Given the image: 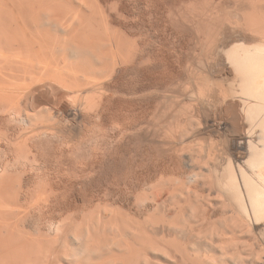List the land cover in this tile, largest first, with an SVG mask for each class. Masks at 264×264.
Returning a JSON list of instances; mask_svg holds the SVG:
<instances>
[{
    "label": "bare ground",
    "instance_id": "1",
    "mask_svg": "<svg viewBox=\"0 0 264 264\" xmlns=\"http://www.w3.org/2000/svg\"><path fill=\"white\" fill-rule=\"evenodd\" d=\"M106 1L107 0H67V4L62 3L64 5H61L60 7L63 8L65 6L64 11L62 9L63 12H60V8L56 6L57 4L55 5L47 3L46 5V0H0V48H5V50L11 49L8 50L10 51L9 53H12L10 56L16 59L14 60L11 58L12 60L10 59V61L14 60L12 63L9 61V59H4L3 56L5 55L0 56V58H3L2 60L6 61L4 63H1L2 60L0 61V152L2 157H4V160H2V157L0 159V264H264V227L259 230V233L256 231L254 232L256 229L255 226H260V223H264V44L252 49H242V45L240 47H232V49H230L227 53L229 61L236 67L238 73L241 75V90L246 99H244L246 102L244 101L245 103H243L244 113L247 115L249 122L252 121L254 123V121H257V123L252 126L251 123L248 122L252 126L250 132L245 133V136L240 137L235 141V143L233 142L234 146L238 150L243 151V157L240 158L237 164V172L229 171L230 173L226 175H219V190L217 191V196H215L219 200V204H217L218 202H216V204L213 203L214 198L213 201H211L212 199H209L211 202H205L207 197H201L204 199V202L203 199H198L200 196L197 198L196 189L199 185L208 184V186H210L212 183H214L211 182V179H209L210 175L207 176L205 175L206 173H202L203 170H199L201 173L198 172L197 174L196 172L192 177H190L189 181L187 180V183L190 184L187 187L186 182H184L186 186L182 183H179V178H174L176 180L169 178L170 180H166L167 182L165 180L163 181L162 175H166L167 170L162 169L163 171H161V168L159 167V171L162 172V175L160 174L162 179H160L159 182H154L155 184L153 185L150 184V187H152V192L149 193L150 198L148 194L144 193L145 191L142 192L145 195H148V197L146 196L147 199L149 198V203L147 201L148 204H143L141 206H138L140 204H136L137 206L135 208L128 206V203V207L119 206L122 203L118 200L116 194V185L120 184L115 183L116 180L118 181L117 178L116 180L110 178H108L107 181H104V178L101 180V177H104V175L100 176L101 172L99 173L101 170L100 167H102V161L100 162V155L97 153V151H94L95 153L90 151V153L92 152L91 155L90 153H87L89 154L88 156H92L89 157L90 159L88 157H82V159L84 158L85 161L84 159L80 160L81 157L80 159L76 158L67 160L63 157H59L60 152L58 153V150L57 153L55 152L56 149H60L58 148L59 146L64 148V143L61 141L56 143L54 141L56 138L53 140V137L59 131L58 129L65 128L67 131L70 128L69 127L66 129L68 127L66 124L69 123L67 120L81 125L84 124L86 126L85 128H87L89 125L88 122H92L95 119L101 121L106 117V115L108 117L110 114L109 112L112 110L110 104L112 102L111 99L115 97L111 95V92L113 91L112 88L114 85H117L119 82H121L123 77L126 74H129V72H132L133 75L134 73H137V77L138 75L142 77V79L140 78L141 84H138L142 85L141 90L143 91H140L145 93L144 95H147L146 89H148V87L151 88L154 86L151 85L150 87V84H147V88L144 86V84L147 82H145L146 75L148 73V70L146 69L148 68L147 64H150L147 63V61L150 62V59L153 57V55H151L152 57L150 59H148V56V58H146L145 52L147 51V47L144 45V47H146L145 51L144 47H142L143 45H139L134 39V41L130 39L132 40L131 42L129 40L131 34H134L133 32L135 27L130 29V24H126V21L129 20L132 22L135 20L133 19L131 21L130 18L127 19L128 17H125L127 15H124V12L123 15L122 13L120 14V12H116L120 14V16H117L114 9L116 10L119 8L118 6H116V8L114 7V1L111 2L112 4L109 3L111 5L107 3L111 8L114 7L113 11L109 10L111 8H107L110 12H112V14L115 13L114 15H116V17H112L110 15L111 13H109L106 9L107 4L106 6L104 4ZM117 1L115 0V2ZM133 1L135 2L137 0H132V2ZM145 1L146 0L142 2ZM167 1L169 2L168 6H170L172 1L170 2L169 0H154L153 4L157 10L162 13V11L166 9L168 4ZM178 1L180 0H177V2ZM182 1L184 2V0H181L180 2ZM187 1L193 3L191 2L192 0ZM119 2L121 3L124 1L119 0ZM177 2L174 1L175 5L179 4H176ZM94 3L98 5V8H101L96 9L94 6L97 7V5ZM153 4H151V6ZM53 5H55L56 8L53 7ZM172 6H174V4ZM172 6H170L171 9L167 7V9L169 8L168 11H175L178 6L180 8V4L176 6V8H173ZM155 7L152 8H154L156 11ZM128 8H130L131 11L132 7L130 6ZM179 8L177 9V13H179L178 11L181 10ZM120 9L122 10L123 8L120 7ZM89 10L90 12L94 11V13L99 10V17H96L95 15L96 19L99 18L97 20L99 32L95 30L97 27L93 28V25L97 24L96 20L94 21L95 24H92V28L98 33H96V35L100 36L102 34V37H95V33L91 30L90 26L88 28L90 29L88 36H83L84 34H87L85 33L86 24L84 25V21L89 19V17L88 19L85 18L90 13L89 12L86 14ZM138 10H141V8H138ZM146 10L149 11L148 7ZM150 10L152 12L153 9ZM127 12H129V10L126 11L125 14ZM159 12L158 15L160 14ZM173 12H171L172 14L170 13L172 17L167 15L169 16L167 17L168 19L171 17L175 18L176 20V17H174L173 14H176V16L178 15L176 12ZM145 13L143 11V14ZM154 14L156 15V13ZM163 14H161V17ZM149 15L151 16L152 14ZM122 16L125 18H122ZM165 16L163 15V17ZM139 17L142 19L141 16ZM152 18L150 17L149 20L152 21ZM171 18L170 22L172 21ZM179 18L180 17L178 16L177 19ZM119 19L125 20L123 22ZM136 19L139 18L136 17ZM175 20L170 23V26L174 25L173 23H175L174 26L177 27V29L172 26V30L175 29V31H177L176 33L178 34V30H180L178 28L181 26L179 22L180 19L177 20V22H174ZM163 21L166 22V20ZM136 22H138V20H136ZM152 22L154 23V21ZM155 23L158 25L157 22ZM160 23H162V21ZM136 24L141 25L139 23ZM156 24L151 25L154 28ZM151 25L148 26L151 27ZM178 25L180 26L178 27ZM141 27L143 28V26ZM157 27L159 28V26ZM30 28H34V31H32L36 33V35V31H39V35L42 33L44 34L38 39H36L33 35L29 37V34L27 33L28 29ZM102 29H104V31H100ZM155 29L157 28L155 27ZM24 30H27V33L26 38H24L25 40L22 41L21 37H17V34L20 36L21 32H25ZM136 30L137 29H135V31ZM161 30L162 29L160 28L159 32H161ZM53 31H55L54 33L56 36L58 33L65 34L67 39L59 36L53 38ZM175 31L173 32L175 33ZM171 32L170 35L173 34ZM141 33L144 32H140L139 36ZM146 34H144V36ZM149 35H151V33ZM172 36L173 35H171V37ZM23 37L24 35H22V38ZM136 37L134 36V38L138 40L139 38ZM158 38L159 37H157V39ZM174 38H176L177 41L178 38ZM159 39L161 41V38ZM27 41L30 42L29 46L26 44ZM161 42L164 44L163 41ZM25 44L27 47H25ZM147 45L149 46L150 42ZM173 45L172 50L174 47H176ZM6 47H8V49H6ZM150 47H152V44L149 46V48ZM159 48L161 51L164 50L161 49V47ZM152 50H154V48H152ZM152 52V54H154V51ZM155 53L158 52L155 51ZM174 53L175 55L173 56H177L176 52ZM149 54H151L150 51ZM6 56L8 57L9 55ZM68 57H70V59L73 58L74 62H72V59L68 60ZM164 58L162 60H165ZM173 59L174 57L171 60ZM176 60L177 59L171 61L172 64ZM160 63L163 62L161 61ZM167 64L169 65V63ZM150 65L149 67L151 68ZM153 66H155V64ZM162 66H160V68ZM174 66L173 69H175ZM168 67L169 66L165 67L164 69ZM170 67L172 66L170 65ZM157 68L155 66V69ZM178 69L179 68H177V70ZM191 69L189 68V70ZM171 71L173 70H170V72ZM158 72L159 71L156 73ZM153 73L155 72L153 71ZM166 73L167 72H165V75ZM192 73L193 71L189 74L192 75ZM160 75H162V73ZM179 75L177 74V77ZM150 76L152 75L150 74L148 76V81ZM158 76L159 74L152 79L154 81L153 83H158L160 85L161 82H163V77ZM131 77L133 76L131 75ZM137 77L135 76L134 78ZM178 78H180V76ZM143 79V83L145 82L144 84H142ZM125 80H127V78H125ZM164 80L167 79L165 78ZM177 80L176 82L180 83L179 80ZM134 81H132L133 84ZM151 81L149 83H151ZM176 82L173 80V83L171 81L172 84L168 83L171 89L167 85H164L165 83L163 82L164 88H166L165 86H167V88L163 89L162 91L164 92V90L166 91L167 89L170 91L175 90V93H172L174 95L168 94V90L165 92V94L160 91H156L157 93L160 92L163 94L162 97H164L163 99L161 98V101L163 100V102H168L170 100V103H167V105L169 104L168 106H171V102L175 100L174 97L173 100L171 99L172 96H175L176 93L180 92L179 90H177V92L175 89L177 86ZM123 83H125V81H123ZM157 85H155V87ZM159 85L157 87H159ZM172 85L174 87H171ZM178 87L179 85L177 86V89ZM138 88H140V86ZM154 88H151V90ZM197 88L201 90V88ZM135 90L137 91V89ZM89 92H93V96L91 93L89 94ZM94 92L95 95H97L96 98H94ZM150 92L153 93L152 91ZM72 93H77V95L74 94L77 97L80 96L79 98H81V100L80 104H78L80 107H82L81 110L76 109L78 106L72 108L71 106L73 105L68 106L67 103L64 102L63 98L65 96L70 97V94ZM87 93L91 96V99L93 97L92 100L89 99L90 97H88V95H86ZM150 94L149 96H152V98L149 97L148 99L147 97L148 100L153 99L154 93L151 95ZM166 94H168V97L171 96L170 99L165 97ZM200 94L201 92L199 95ZM83 96L85 99L87 96L89 100H85ZM116 96H118V94ZM178 96L179 94L177 97ZM72 97L73 95L71 98ZM77 97L76 99H78ZM129 97H126V99ZM177 97L175 96V98ZM76 99L72 101L75 102ZM178 99L180 100V97H178ZM178 99L175 100L176 103ZM153 100L155 101V99ZM173 103L175 102L173 101ZM47 105L53 106H51L52 110H54L52 112H55V115H52L53 113H51V109H43ZM163 105L166 104L163 103ZM177 107L178 105L174 108ZM167 108L172 110V115H170L173 118L175 109L173 108V112L172 106ZM177 110L176 113H179ZM161 111L163 112L164 110H160L158 113L155 111L156 119L160 120V122L159 120H156V122L159 124L161 122L165 123L166 120L169 119L166 118V120H164L165 122H163L162 119H165V117H163ZM48 115H50L49 119L46 118ZM160 115H162V119ZM164 116L167 115L165 114ZM175 116L177 117V115ZM175 116L174 118H176ZM56 117L66 120L65 122L67 123L64 125L61 124L63 121L60 122L59 120L58 122ZM172 118V122L169 121V119V122L167 123L171 122L170 124H172L173 121L175 122L174 118L173 120ZM151 119L154 120V118ZM47 120L48 122L49 120H54L55 123L52 121L51 123H54L55 126L48 123ZM153 120H148L145 126H150L149 128H151L152 123L156 124V122H150ZM136 121L138 122L139 120ZM44 122L48 123H46V126L52 125L54 127H49L51 129L57 128V132L53 130L54 132L52 131V133L54 135H52L51 132L50 134L49 131H47L48 127L44 125ZM57 122L60 123V125H56ZM148 123H151V125L148 126ZM167 123L164 125L162 124L163 127H167V125L169 126ZM90 125L92 124L90 123ZM134 125L138 126L139 124H135L134 122ZM56 126L61 127L58 128ZM143 126L144 125H142V127ZM72 127L75 128L73 125H71V129ZM155 127H158V125H154L152 128ZM137 129L139 130L138 133H140V128ZM147 129L148 128H146V132ZM152 130L154 132L155 129ZM149 131L150 130L148 129V132ZM61 132L63 131H60L58 132L59 134H57L62 135L64 133ZM151 136L153 135H150L149 137ZM91 142L93 141H90V144ZM138 142L139 141H137V143ZM154 142L156 143V140ZM154 142L152 144H155ZM71 143L69 142V144ZM145 144L148 145L147 143ZM92 145L94 146V144ZM93 146L89 147L93 148ZM118 148L119 146L117 149ZM41 150L45 151L46 153L44 156L40 154L39 157L38 153H40ZM89 150L94 149L88 148V152ZM52 151H54L55 154L51 153ZM63 152L64 151H62V154ZM83 153H85V151ZM159 155L161 156V154ZM171 162L173 163L172 160ZM175 162L180 163V161L177 162V160H175ZM192 163L190 162V165L187 163L186 167L189 169V167L192 166ZM194 163H196V161ZM183 164H176V166H174H178L177 168L182 170V168L185 167L182 166ZM196 164L200 165L202 163L198 161ZM205 165L202 164L201 166L207 168L208 164L205 163ZM196 166L198 165L190 167L189 171L191 168L197 169ZM151 167L152 165L149 168L150 170L154 168V165L152 168ZM209 167V171H211V166ZM177 168H174V170L171 171H175ZM178 170L179 169H177V171ZM184 170L185 168L182 170V174H184ZM195 171L196 170H193V172ZM193 172L190 171L189 174ZM151 173L154 175L156 172ZM179 173L181 174V172ZM173 174L172 176H174ZM143 177H145V174ZM101 181H104L105 184L107 182L103 190L100 189L102 185L101 187L99 186V184L102 183ZM151 181L152 180H150V182ZM178 183L181 186H178ZM145 187L147 186L145 185ZM140 190L141 189H139V191ZM139 195L140 196L137 195L138 198H141V194ZM193 195L196 196V198H193L195 200L197 199L194 201L196 204L192 201ZM147 199H145V202ZM143 200H141V202ZM216 221H218L217 225H219L221 222L220 227L215 224L217 223ZM253 226L255 227L254 230Z\"/></svg>",
    "mask_w": 264,
    "mask_h": 264
},
{
    "label": "rangeland",
    "instance_id": "2",
    "mask_svg": "<svg viewBox=\"0 0 264 264\" xmlns=\"http://www.w3.org/2000/svg\"><path fill=\"white\" fill-rule=\"evenodd\" d=\"M112 1L115 2V0H110V2H109V0H107L105 3L104 2L103 3L106 6L107 3L109 4ZM122 1H124V2H121L122 5H125V6H122L121 3L119 2V0L117 2H115V3L113 2V4L115 5L114 7L116 8V6H118L119 9H116V10H119V11H116L114 9V7L111 8L109 6L112 3L109 4V5L107 4L106 9L107 8L108 9L111 8V9H109L110 11L111 10L113 11V9H114L115 13L116 12H118V13L120 12V14L122 13V15H123V12H124V15H127L125 17L126 18L128 17L127 19L130 18L131 21L134 19L135 21H132V22H130L129 20H128L129 22L126 21V24H130L129 25L130 29L134 28V27H135V29H137L136 30L137 32L134 29V32H133L134 34H131V36L129 35L130 36L129 40L130 39H132V40L134 39L135 42H137L139 45L140 44L143 45L142 47H144V45L147 47V48L144 47V49L146 48L147 51H148L147 52L146 49H145L146 58L149 57L148 59H150L152 57L151 55H153V57H154V58L152 57L150 59V62L147 61V63H150V64L152 63V64L151 65L147 64L148 68H146L148 70L147 72L150 73L152 76H150L151 78L149 77V81H148L147 79H148V76L150 74L147 73L146 80H145V82L146 81L147 82H146V84H144L145 82L143 83V81H144V79H143L142 80V84H144L145 87L147 86V84H150L149 85L150 87H151V85L152 86L154 85L153 87H151V88H154L155 85H157L158 83H153L154 81H153L152 78L157 76L158 74H159L158 77H161V76L163 77L162 80L165 83L164 85H167L168 87L170 86L168 83H171V81L173 83V80L176 82V80L178 79L179 82H180V83L176 82L177 86L179 85L180 89H179V87L177 89V86L175 85L176 86V88H175L176 91L177 90L180 91L179 93H176L175 96L177 97V95L179 94L178 97H180V100L178 99V97L175 98V96H172V98H171L172 100H173V97H174L175 100L176 99L179 100V101L177 100L178 104L176 103L175 100H173L175 103H173V101L171 100L172 101L171 102L172 109L175 106L178 105L177 108H174L175 112H174V109H173V112H174L173 118H174L175 115H177V117L175 116L176 118H174L175 122L173 121L174 124L173 123L170 124L172 122L171 121L172 110L167 108V107H171V106H168L169 104L167 105L168 102L170 103V100L168 102L167 101L163 102V100L161 101V98L163 99L164 96L162 97L163 94H161L160 92L165 94V92L168 89L166 91L164 90V92L162 90L166 89L167 86H165L166 88H164L163 82H161L160 85L158 84L159 87H157L158 86L157 85L153 89L154 91L151 90V88L148 87V89H146L147 91L145 90L146 94L148 96L144 95L145 93L141 92V91H143V90H141L142 89V85H139V84H141L142 77L139 76V75L137 77V73H134V75H133L132 72L131 73L129 72L130 75L126 74L127 76L126 75L124 76L125 78H127V80H125V78L123 77L122 81L119 82L117 85L113 86V84H112L114 89L112 88L113 91L111 92V95L115 96L114 98H112L114 100V102L111 99V101L113 102V103L112 102L110 103L112 110L109 112L110 113L108 115L109 118L106 115V117H105L106 119L105 118L103 119L104 121L103 120L98 121L97 119H95L92 122L91 121L88 122L89 125L85 123L86 125H88L87 128H85L86 126L84 124L81 125V124L75 123L73 121L70 122V120H67V122H69V123L66 124L67 123V122H65L66 120H64V119L62 120V118L56 117L58 119V122H59V120H60V122L63 121V123H61V124H63V125L66 124V126H68L66 129H68L70 127L67 130L68 132L65 130V128L58 129L59 130L58 132H60V131L64 132V130H65L66 133L65 132L64 133L61 132L64 135L63 134L62 135L61 134L58 135L59 133L57 132V128L51 129V128H54L53 126H55L54 125V123H55L54 120H49V122L47 120V122L50 123V124H53V126L52 125L46 126L47 122L46 123L44 122V125L46 127H48L47 128L48 130L47 129H45V130L49 131V133L50 132L52 133L53 130L58 133V134L56 133L55 135L52 133V135H54L53 140H54V138H56L54 140L56 143H58V141H61L62 143H64L63 146H64L65 149L63 147L59 146L58 148H60V149H56L55 152L57 153V150H58V153L60 152L59 153V157H63L64 159H67V160L68 159H76V158L80 159V157H81L80 160H83L84 158L92 157V156H88L89 154H87V153H90V151H93V152L97 151V153L100 155V162L102 161L101 162V166L102 167H100L101 170L99 171V173L101 172L100 176L104 175V177H101V180L103 178L105 179L104 181H107L108 178L113 179V180H116V178L118 179V181L116 180L115 183L116 184H120V185H116V190H117L116 194H117L118 200L123 204L122 205L119 202L121 204L119 206H125V207L130 206V207L135 208L137 206L136 204H140L138 206H141L143 204H148L149 203V198H150V194L149 193L152 192V189H151L152 187H150V184L153 185V184H155L154 182H159V180L162 179V178H163V181L164 180L166 181L169 178L172 179V180H176L177 178H179L178 179L180 181L179 183H182L185 186L187 184V187H188L190 184H188L187 182L190 180V177H192L193 174H195L196 172L198 174L199 170H201V171L203 170L202 173L203 172H204V174L206 173L205 175H207V176L210 175L209 179H211V182H214V183H212V185H210V186H208V184H206L207 186L206 185H199L198 188L196 189L197 191L195 190L197 192L196 193L197 198L200 196V198H198V199L202 200L204 197L205 198L207 197L205 202H209L210 201L209 199H212L211 201H213V198H214L213 203L216 204V202L219 201L215 197V196H217V194H218L217 191L219 190V187H218L219 177L224 175V174L226 175V174H228L230 172H237V164H238L240 158L243 157V151L238 150L234 146L235 141L238 140L240 137L245 136V133L250 132L251 127L255 123H257V121H254V123L252 121L249 122V120L247 119V115L244 113V110H243L244 109V107H243L244 104L243 103L246 102L245 101L246 99H245V96L243 95L242 90H241V86H242L241 82H240L241 81V75L238 73L236 67L229 61V57H228L227 53H228V51L230 49H232V47L233 48L237 47V46L240 47L242 45L241 46V48L243 47L242 49H244V48L245 49H252V48H255V47H258V46H261V45L264 44V42H263L264 41V0H192L191 2H193V3H190V1H187V0H184V2L183 1L180 2L181 0L178 1V2H177V0H174L175 2H177L176 4H178V3L180 4V8L178 6L179 4L175 5L173 0H169L170 2L172 1L173 4H174V6H172L173 4L171 2L170 6H172L173 8H176V6H178V8L181 9V10L178 11L179 13H177V9L178 8L175 11L173 10L180 17L179 18L180 19L179 22H180L181 26L178 25V27L180 26V28H178V29H180V30H178L179 31L178 34L176 33L177 31H175V29H177V27L174 26L175 23H173L174 25L171 24L172 26H174V28H175L174 30H172L173 27L170 26V23H172L173 20H175V18H171L172 16L170 15V13L173 12V11L172 10L168 11V9L170 8V6H168L169 5L168 1H167L168 4L166 6V9H167V7H169V8L167 10L166 9L163 10L162 13L159 12L157 10V8L154 6V4H153L154 0H151V2H150V0H146L145 2H142L144 0H139L141 2H139L137 0L138 2L135 1L136 5H135L134 1L132 2V0H122ZM147 1H149V2H147ZM58 2H59V5H58ZM66 2H67V0H56V1L55 0H49V1L46 0L45 4L46 5H47V3L55 4V5L57 4L56 6H58L60 8L61 5L67 4ZM62 3H64V4H62ZM116 3H118V4H116ZM125 3H127V4H125ZM137 3H138V5H137ZM147 3H151L153 5L151 6V4H147ZM49 4H48V6H49ZM94 4L97 5L96 3H94ZM245 4H247V5H245ZM55 5H53V7L56 8ZM149 5H150V7H149ZM130 6L132 8L134 7L133 8L134 10L131 8L132 12L130 11V8H128ZM142 6H144V7H142ZM146 6L148 7L149 11L146 10L147 9ZM64 7L60 8V12L62 11V9L64 11V9H65ZM94 7L97 9L98 5H97V7L96 6H94ZM120 7L123 8V9L121 10ZM152 7H155L156 11ZM190 7H191V9H190ZM59 8H57V9H59ZM95 8H93V9H95ZM100 8H98V9H100ZM126 8L129 10V12H127L125 14V12L128 11ZM138 8L139 9L141 8V10H138ZM108 9H107V11L109 13H111L110 15L112 17H116V15H114L115 13L112 14V12H110ZM150 9H153L152 12H151ZM124 10H126V11H124ZM98 11H96L95 13H94V11H92L93 12L92 13L89 10L86 14H88L90 12L89 14H92L94 16L88 14V16H86L85 18L88 19V17H89V19H90L92 17H95V15L97 17L98 15H100L98 13ZM138 11H141V12H138ZM143 11H144V13L146 12L145 13L146 15L143 14ZM165 11L168 12V13H166ZM193 11H194V13H193ZM241 11H242V13H241ZM158 12L160 13L159 15H158ZM163 12H164V14H163ZM101 13H102V10H101ZM118 13H116L117 16L118 15L120 16V14H118ZM154 13H156V15ZM149 14H152V15L150 16ZM161 14H163L164 16L166 14V16L163 17V15H162V17H161ZM167 15L171 16L170 17L172 19L171 22H170V18L169 19L167 18V17H169ZM173 15H174V17H176V20L174 22H177V20H179V19H177L178 16H176V14H173ZM131 16H133V17H131ZM139 16H141L142 19ZM149 16L151 18L153 16L152 21H154V23L151 20H149L150 19ZM157 16L158 17L160 16V17L158 18ZM96 17L92 18L93 20L91 19L93 22L91 20H89V19H88L89 21L85 19L88 22L84 21L85 22L84 25L86 24L85 25V28H86L85 33H87L85 35L83 33L84 31L82 32L84 34L83 35L84 37L85 36L87 37L88 33L90 32V29H88L89 26H90L91 30L95 33L94 36L95 37L99 36V35H96V33L99 32L98 31V27H97V25H98V21L97 20L99 18L96 19ZM125 17L122 16V18H125ZM136 17H138L139 19H136ZM148 17H149V19L147 20ZM156 19H158V20H156ZM159 19H160V21H159ZM162 19L166 20V22L163 21ZM95 20L97 21L96 22L97 24H95V22H94ZM119 20H122V19H119ZM124 20L125 19H123L122 21L124 22ZM136 20H138V22H136ZM144 20H147V21H144ZM161 21H162V23H160ZM135 22L139 23L141 25H138ZM140 22H142V23H140ZM155 22H157L158 25ZM163 23H164V25H163ZM249 23H250L251 27L249 26ZM92 24L96 25V26L93 25V28L97 27V29H95L97 32L94 31V29L92 28ZM147 24L148 25L156 24V26L155 25L154 26L158 30L155 29V27L153 28L152 25H151V27H152L151 28ZM167 24H169V25H167ZM144 25L147 26V27H145ZM162 25L165 26V27H163ZM131 26H133V27H131ZM141 26H143V28ZM157 26H159V28ZM166 26H167V28H166ZM176 26H177V23H176ZM101 28H103V27H101ZM140 28L142 29V31H141ZM160 28L162 29L161 32H159ZM33 29L34 28L28 29V33H27V30L26 31L24 30L25 32H21L20 36H19V34H17L18 35L17 37L18 38L21 37L22 41H24L25 40L24 38H26V33L29 34V37H31L32 35L35 36L36 39L40 38L44 34V33H42L41 35H39L40 34L39 31H36V29H35V31L37 32V35H36V33L33 32L34 31ZM143 29H144V31H143ZM152 29H154V30H152ZM100 31H104V29H102ZM131 31H133V30H131ZM173 31H175V33ZM54 32L55 31H53V35L55 37L53 36V38H56L57 36H59V37L67 39V36H65V34L58 33L57 36H56V34ZM140 32H144V33H141V35H140L141 37L139 36ZM170 32L173 33V34H171V35H173L172 37L170 35ZM22 33H24V34H22ZM30 33H33V34H30ZM100 33H102V32H100ZM150 33H151V35H149ZM144 34H146L145 35L146 38H145ZM175 34H176V36H175ZM22 35H24L23 38H22ZM136 35H137V37H136ZM147 35H149V36H147ZM83 36H82V38H83ZM134 36L136 38H139V39L136 40L134 38ZM152 36H153V38H152ZM44 37H45V35H44ZM157 37L161 38V41H163L164 44L166 43L165 46L160 41L159 38L157 39ZM174 37L178 38L177 41H176V38H174ZM140 38H142V39H140ZM147 38H150V39H147ZM48 39H49V37H48ZM132 40H130V42ZM145 40H146L147 43L145 42ZM148 40L150 42L149 46H151V44H152V47H150V48L147 45V44H149ZM158 40H159V42H158ZM139 41H142V42H139ZM151 42H153V43H151ZM22 43H24V42H22ZM29 43L30 42H28V41L26 42V44H28V46H29ZM173 43H174V45H173ZM26 44H25V47H27ZM159 45H161V46H159ZM170 45H171V48H170ZM172 45L177 47V48L174 47L173 50H178V51H173L172 50ZM159 47H161V49H164V50L161 51ZM148 48L151 49V50H152V48H154V50H152V51H154V54H152L153 52L151 50H149ZM158 48H159V50H158ZM6 49H8V47H6ZM8 50H11V49H8ZM8 50H5V48L4 49L0 48V52H1L0 56L5 55V56H3L4 59L7 58V59H9V61H10L11 58L16 60L12 56H10V55H12V53H9L10 51H8ZM149 51H150L151 54H149ZM155 51L158 52V53H155ZM163 51H165V52H163ZM159 52H160V54H159ZM174 52H176V55L178 57L177 56H173V55H175ZM161 53H163V54H161ZM6 55H9V56L7 57ZM158 55H160V56H158ZM169 55L171 56V58H170ZM162 57L163 58L165 57L164 58L165 60H162L163 59ZM173 57H174L173 60L177 59L179 61V62L177 60H176L177 62L175 61L176 65H175V62L173 63L175 66L171 62V61H173V60H171ZM175 57H177V58H175ZM158 58H160L163 63H160L161 61ZM2 59L3 58H0V61ZM69 59H70V57H68V60ZM71 59H72V62H74L73 58H71ZM5 60H2L1 63L2 62L3 63L6 62ZM13 61H10V62L13 63ZM75 61H76V59H75ZM159 63H160V65H159ZM167 63H169V65ZM177 63L179 64V66H178ZM154 64H155L156 68L158 67L157 69H155V66H153ZM166 64L169 67L164 69L165 67H167ZM149 65L151 66V68L149 67ZM170 65L172 67H170ZM152 66H153L154 69L152 68ZM160 66H162V67L160 68ZM173 66H174L175 69H173ZM191 66H193V67H191ZM177 68H179L178 69L179 71L177 70ZM189 68L190 69L193 68V69L189 70ZM169 69L173 70V71L170 72ZM151 70H152V72H151ZM155 70H157L159 72L156 73L157 71H155ZM175 70H177V71H175ZM153 71L156 73V75H155V73H153ZM192 71H193V73L194 72L195 73L194 74L192 73V75H190L189 73L192 72ZM165 72H167L166 75H165ZM174 72H175V74H174ZM161 73H162V75H160ZM172 73H173V75H172ZM177 74L178 75L180 74L179 75L180 78H178L179 76L177 77ZM131 75L133 77H131ZM153 75H155V76H153ZM170 75H172V76H170ZM135 76L137 78H134ZM174 76H176V77H174ZM165 78L167 80H164ZM174 78H177V79H174ZM123 81H125V83H123ZM127 81H129V82H127ZM132 81H134V84H133ZM150 81H151L152 84L149 83ZM236 81L238 82V84H237ZM130 83H132L133 85L130 84ZM176 83H174V84H176ZM136 84H137V86H136ZM139 86H140V88H138ZM133 87L135 89H137V91ZM171 87H174V86L172 85ZM197 87L201 88V90L198 89ZM196 88H197V90H196ZM158 89H161V90H158ZM204 89H205V93H204ZM117 90H119V91H117ZM150 91H152L154 94L151 93ZM156 91H160V92L157 93ZM169 91L170 90H168V92H167L168 94H172L173 92L175 93V90H173V91L171 90L170 91L171 93ZM116 92H118V93H116ZM133 92H135V93H133ZM200 92H201V94L199 95ZM90 93L93 96V92H89V94ZM112 93H114V94H112ZM150 93L154 95L153 99H155V101L153 99L148 100L149 97L152 98V96H149ZM155 93H156V95H155ZM74 94L75 93L70 94V97L69 96L68 97L65 96L63 98V100H64L65 103H67L68 106L73 105L74 107L71 106L72 108H75L76 106H78L76 109H80L81 110L82 107L79 106L81 98H79L80 97L79 95H78L79 97L75 96V95H77V93L75 95ZM115 94L116 95L118 94L119 98ZM133 94H135V95L136 94L137 95L140 94V95H138L139 98L137 97V95L135 96ZM168 94H166L165 97H168L167 96ZM237 94H238V97H237ZM72 95H73L74 98L73 97L71 98ZM86 95H88V93ZM94 95H95V92H94ZM172 95H174V94H172ZM96 96L97 95H95L94 98H96ZM144 96L146 97V99L148 97L147 101H146ZM76 97L79 100L76 99ZM88 97H90L89 99H91L90 95H88ZM126 97H129V98L126 99ZM135 97H137V98H135ZM140 97H142V98H140ZM170 97H168V98L170 99ZM123 98H124V100H123ZM74 99H76L75 102L72 101ZM84 99H85V97H84ZM86 99L89 100L87 98V96H86ZM92 99H93V97H92ZM164 99H167V98H164ZM116 100H118V101H116ZM157 102H159V103H157ZM161 102L165 103L166 105H163V103H161ZM71 103H73V104H71ZM122 103H123V105H122ZM76 104H78V105H76ZM175 104H177V105H175ZM47 106H49V107H47ZM47 106H46L47 108L44 107L43 109H46V110L47 109L48 110L51 109V113H53L52 115H55L54 114L55 112H52V111H54V110H52L53 106L52 105H47ZM156 106H158V107H156ZM165 106H166V108H165ZM160 110H164L165 111V112L161 111L162 112L161 114L163 115V117H165V119L164 118L162 119V115H160L162 121L165 122L164 120H166V118H169L170 120L167 119L165 123L171 121L170 123H167V124H169V126L167 125V127L166 126L163 127V125L165 123L161 122L163 125L161 123H160L161 124L160 125L159 123L156 122V120L158 121L159 119H156L155 111L158 113ZM176 110L179 111V113H176ZM166 111L169 114H167ZM164 113L167 116H164L165 115ZM159 114H156V115H159ZM244 114H245V116H244ZM49 116L50 115L46 116V118L49 119ZM56 118H55V120H56ZM151 118H154V120L151 119ZM173 118H172V120H173ZM136 120H139V121L137 122ZM142 120H143L144 123L142 122ZM144 120H146V121H144ZM148 120H153V121H150V122H156V124L152 123L151 128H149L150 127L149 125H151V123L150 124L148 123L149 127H146L145 125L147 124ZM51 121L54 122V123H51ZM58 122L56 123V125L57 124L60 125V123H58ZM134 122H135V124L138 123L139 125L138 126L134 125ZM139 122H141V123H139ZM159 122H160V120H159ZM248 122L251 123L252 126ZM90 123L92 125H90ZM141 124L144 125L143 126L144 128L142 127ZM63 125H61V126H63ZM71 125H73L75 128L72 127V129H71ZM154 125H158V127L152 128ZM61 126H56V127L59 128ZM66 126H63V127H66ZM76 126H77V128H76ZM113 126H115V127H113ZM139 126H141L142 128L139 127ZM49 127H51V128H49ZM145 127L148 128L150 131L148 132V129H147V132H146V128ZM137 128H140V133H138L139 130ZM152 129H155L157 133L155 132V130H154V132H155L154 133ZM144 130H145V132H144ZM38 131H40V130H38ZM141 131H142V133H141ZM146 133H147V136H146ZM148 133H150V134H148ZM156 134H158V135H156ZM150 135H153V136L149 137ZM154 136H155V138H154ZM163 136H164V138H163ZM60 138H62L63 140L60 139ZM58 139H60V140H58ZM146 139L147 140L149 139V140L147 141ZM155 140H156V143L154 142ZM90 141H93V142L94 141L95 142L98 141L97 143L99 145L97 143H95V142L94 143L91 142V144H90ZM137 141H139V142L137 143ZM69 142L70 143L72 142V143L69 144ZM141 142H144V143H141ZM153 142L155 144H152ZM145 143H147L148 145H146ZM173 143H175V144H173ZM83 144H84V146H83ZM88 144H90V145H88ZM92 144H94V146ZM95 144H97V145H95ZM144 144H145V146H144ZM117 145L119 146L118 149H117V147H118ZM89 146H93V148L92 147L90 148ZM67 147L70 148V149H68ZM88 148L89 149H94V150H89V152H88ZM96 149H98V150H96ZM154 149H156V150H154ZM62 151H64L63 154H62ZM84 151H85V153H83ZM145 152H146V154H145ZM45 153H46L45 151L41 150L40 153H38V156L40 157V154L42 156H44ZM51 153L55 154L54 151H52ZM91 153H90V155H91ZM159 154H161V156ZM56 155H58V154H56ZM53 156H55V155H53ZM1 157H2V154L0 152V159H1ZM82 157H84V158L82 159ZM156 158H158V159H156ZM196 159L198 161H200L203 165H205V163L208 164V167H207L208 171H207V168H205L206 165H205V167L203 166L204 167L203 168L201 166L202 164H200V165L196 164L198 162ZM2 160H4V157H2ZM103 160H104V162H103ZM171 160L173 161V163L171 162ZM175 160H177V162L180 161V163H176ZM192 160L194 162L196 161V163H194ZM84 161H85V159H84ZM105 161H106V163H105ZM0 162H1V160H0ZM174 162H175V164H174ZM190 162L191 163L193 162L191 164L192 166H190V167H194V165H198L199 166V167L196 166V168L198 170L195 169V168L194 169L191 168V170H190L191 172H193V170H196L195 172H193L191 174H189L190 173V171H189ZM171 163H172V165H171ZM187 163L189 164L188 165L189 169L186 167ZM156 164L157 165L159 164V165L157 166ZM169 164H170L171 168H173V169L170 168ZM176 164L177 165L178 164H183L182 166H185V167L182 168V170L185 168V170H184L185 172L183 171L184 174H182V170L180 168H177L178 166L175 167ZM146 165H147V167H146ZM151 165H152V167L154 165V168L151 167L153 169V170L151 169L152 171L149 169ZM209 166H211V171H209V169H210ZM232 166H233V168H232ZM159 167L161 168V171L166 169L167 170V174L166 175L163 174L164 175L163 176L162 172L159 171L160 170ZM155 168H157V169H155ZM174 168H177V169H179L181 171H179V170L177 171V169H175V171H171V170H174ZM199 168H201V169H199ZM155 170H158V171H155ZM234 170H236V171H234ZM201 171L199 173H201ZM225 171H227V172H225ZM151 172H156V173H154V175H153V173H151ZM157 172H158L159 176H158ZM179 172H181V174ZM173 173H175V174H173ZM144 174H145V177H143ZM160 174L162 175V178H161ZM172 174L174 176H172ZM137 175H139V176H137ZM188 176H189V179H188ZM144 178H146V179H144ZM174 178H176V179H174ZM150 180H152L151 181L152 183L150 182ZM104 181H101L102 183L99 184L100 187L102 185L103 188L102 187L100 188L102 190L105 188V186L107 184V182L105 184ZM184 182H186V184H184ZM179 183H178V186L180 185ZM145 185L147 187H145ZM204 186H206V187H204ZM139 189H141V190L139 191ZM125 191L126 192L128 191V192L126 193ZM142 192L148 194L149 198L147 199L148 195H145ZM139 194H141V198H138V196H140ZM151 195H152V193H151ZM194 196L195 195H193V197H192V201L193 202L197 200V199L196 200L193 199V198H196V196L195 197ZM201 197H203V198H201ZM143 198H144V200H143ZM145 199H147L146 202H145ZM141 200H143L142 202H145V203H142ZM139 201H140V203H139ZM147 201H148V203H147ZM203 202H204V199H203ZM127 203H128V206H127ZM217 204H219V202ZM120 215H122V214H120ZM216 222L217 223H215V224L217 225L218 221H216ZM220 224H221V222H220ZM220 224L217 225V226L220 227ZM263 225H264V223L263 224L260 223L261 227L259 225L255 226L256 229L253 226V230L255 229L254 232L256 231L257 233H259V230L264 227ZM258 227H260V228H258Z\"/></svg>",
    "mask_w": 264,
    "mask_h": 264
}]
</instances>
